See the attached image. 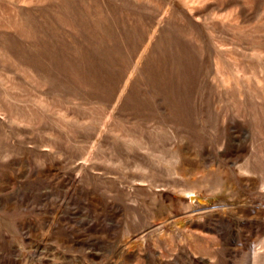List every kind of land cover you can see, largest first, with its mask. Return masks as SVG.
<instances>
[{
    "label": "rangeland",
    "instance_id": "1",
    "mask_svg": "<svg viewBox=\"0 0 264 264\" xmlns=\"http://www.w3.org/2000/svg\"><path fill=\"white\" fill-rule=\"evenodd\" d=\"M0 264H264V0H0Z\"/></svg>",
    "mask_w": 264,
    "mask_h": 264
},
{
    "label": "bare ground",
    "instance_id": "2",
    "mask_svg": "<svg viewBox=\"0 0 264 264\" xmlns=\"http://www.w3.org/2000/svg\"><path fill=\"white\" fill-rule=\"evenodd\" d=\"M137 66V65H136Z\"/></svg>",
    "mask_w": 264,
    "mask_h": 264
}]
</instances>
